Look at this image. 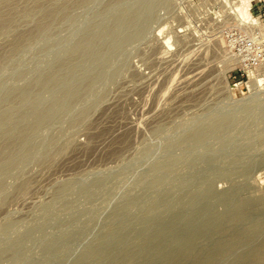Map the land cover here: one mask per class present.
<instances>
[{
    "label": "rangeland",
    "instance_id": "374dc122",
    "mask_svg": "<svg viewBox=\"0 0 264 264\" xmlns=\"http://www.w3.org/2000/svg\"><path fill=\"white\" fill-rule=\"evenodd\" d=\"M220 1L0 0V264H264V0Z\"/></svg>",
    "mask_w": 264,
    "mask_h": 264
},
{
    "label": "bare ground",
    "instance_id": "6f19581e",
    "mask_svg": "<svg viewBox=\"0 0 264 264\" xmlns=\"http://www.w3.org/2000/svg\"><path fill=\"white\" fill-rule=\"evenodd\" d=\"M81 1V0H80ZM83 1V0H82ZM85 1V0H84ZM90 0H88V2H89ZM233 1H235V0H233ZM254 0H236V3H234V5H233V3H231L232 2V0H222V1H220V2H225V3H230L229 5H230V11H232L233 12V14H234V16H236V18H237V20L238 21H240V22H244V23H251L252 21H254V17L252 16V13H251V11H250V8H251V5H252V2H253ZM87 2V3H88ZM137 3V2H136ZM114 4V3H113ZM227 4V5H228ZM137 9V8H136ZM101 10V9H100ZM99 10V11H100ZM122 12H124V11H122ZM126 12V11H125ZM134 12V11H133ZM143 12V11H142ZM231 12V13H232ZM98 13H100V12H98ZM95 14V13H94ZM130 14V13H129ZM142 15V14H141ZM120 16V15H119ZM133 16V15H132ZM96 17V16H95ZM236 18H235V20H236ZM118 19V18H117ZM127 19V18H126ZM100 22V21H99ZM101 24V23H100ZM134 25V24H133ZM99 26V25H98ZM114 26H115V24H114ZM100 28V27H99ZM165 28V27H164ZM98 29V28H97ZM111 29H112V27H111ZM111 29H109V31L111 30ZM102 30V29H101ZM119 30V29H118ZM160 32L159 33H161L162 32V30H163V28H161V29H158ZM89 31V30H88ZM117 31V30H116ZM122 31H124V28H123V30ZM165 31V30H164ZM137 32H138V30H137ZM145 32V31H144ZM95 33V32H94ZM111 33H113V32H111ZM127 33V32H126ZM158 34V33H157ZM129 35V34H128ZM134 35V34H133ZM82 36V35H81ZM102 36V35H101ZM125 36V35H124ZM161 36V35H160ZM131 37V36H130ZM170 36H168V37H166V38H164V41H163V43H165L168 47L171 45L170 44V40H172V39H170L169 38ZM127 38V37H126ZM91 39V38H90ZM110 39V38H109ZM162 39V38H161ZM126 40V39H125ZM125 40H123V41H125ZM127 40H129V39H127ZM90 41V40H89ZM98 41V40H97ZM122 41V40H121ZM83 42V41H82ZM87 42V41H86ZM76 43V42H75ZM116 43V42H115ZM125 43V42H124ZM172 43V42H171ZM104 44V43H103ZM96 45V44H95ZM100 46V45H99ZM102 46V45H101ZM88 47V46H87ZM105 48V47H104ZM76 49V48H75ZM78 49H79V47H78ZM77 49V50H78ZM90 50H92V49H90ZM116 50V49H115ZM119 52V51H118ZM79 53V52H78ZM90 53V52H89ZM81 54V53H80ZM107 54V53H106ZM120 54V53H119ZM83 55V54H82ZM113 55V54H112ZM114 56V55H113ZM118 56V55H117ZM107 58V57H106ZM106 64V63H105ZM105 67V66H104ZM81 68V67H80ZM79 71V70H78ZM100 73V72H99ZM112 73V72H111ZM71 76V75H70ZM94 78V77H93ZM62 80V79H61ZM71 80V79H70ZM88 80V79H87ZM262 80V79H261ZM99 81V80H98ZM260 81V80H259ZM85 83V82H84ZM87 83V82H86ZM81 84V83H80ZM79 84V85H80ZM257 84V83H256ZM89 85V84H88ZM237 85V84H236ZM69 86V85H68ZM76 86V85H75ZM62 88H63V86H61ZM84 87V86H83ZM76 88H78V87H76ZM82 88V87H81ZM60 89V88H59ZM96 89V88H95ZM231 89H232V91H235V89H236V86H231ZM66 93V92H65ZM64 93V94H65ZM85 93V92H84ZM63 94V93H62ZM74 94V93H73ZM83 94V93H82ZM89 95V94H88ZM82 96V95H81ZM56 101V100H55ZM53 105V104H52ZM30 109V108H29ZM39 114V113H38ZM54 115V114H53ZM52 115V116H53ZM18 116V115H17ZM49 116V115H48ZM3 117V116H2ZM6 117H7V115H6ZM4 120V119H3ZM43 120V119H42ZM40 123V122H39ZM35 124V123H34ZM26 138V137H25ZM30 141V140H29ZM28 149V148H27ZM29 156V155H28ZM24 157V156H23ZM22 158V157H21ZM16 160V159H15ZM18 162V161H17ZM11 163H13V162H11ZM5 165V164H4Z\"/></svg>",
    "mask_w": 264,
    "mask_h": 264
},
{
    "label": "built area",
    "instance_id": "2783aa9c",
    "mask_svg": "<svg viewBox=\"0 0 264 264\" xmlns=\"http://www.w3.org/2000/svg\"><path fill=\"white\" fill-rule=\"evenodd\" d=\"M263 7H264V6H263ZM247 44H248V43H245V44L243 45V47H246V46H247Z\"/></svg>",
    "mask_w": 264,
    "mask_h": 264
}]
</instances>
